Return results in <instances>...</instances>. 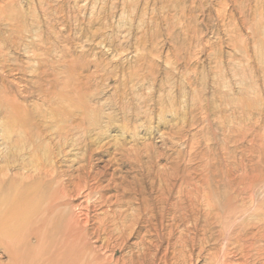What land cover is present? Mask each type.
Listing matches in <instances>:
<instances>
[{"label": "rangeland", "instance_id": "374dc122", "mask_svg": "<svg viewBox=\"0 0 264 264\" xmlns=\"http://www.w3.org/2000/svg\"><path fill=\"white\" fill-rule=\"evenodd\" d=\"M1 168L103 264H264V0H0Z\"/></svg>", "mask_w": 264, "mask_h": 264}, {"label": "bare ground", "instance_id": "6f19581e", "mask_svg": "<svg viewBox=\"0 0 264 264\" xmlns=\"http://www.w3.org/2000/svg\"><path fill=\"white\" fill-rule=\"evenodd\" d=\"M63 194L61 184L41 169L27 176L0 169V249L9 264L36 253L38 264H103L91 254L85 229L67 219Z\"/></svg>", "mask_w": 264, "mask_h": 264}]
</instances>
